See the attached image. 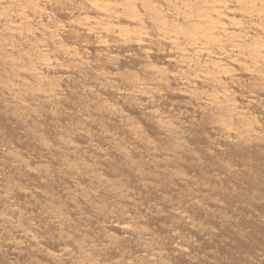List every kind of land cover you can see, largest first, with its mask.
<instances>
[{
	"label": "rangeland",
	"instance_id": "rangeland-1",
	"mask_svg": "<svg viewBox=\"0 0 264 264\" xmlns=\"http://www.w3.org/2000/svg\"><path fill=\"white\" fill-rule=\"evenodd\" d=\"M134 62L71 74L54 105L0 89V264H147L149 250L154 264H264V140L224 142L214 115L174 109L182 98L163 90L155 109L174 118L177 145L116 94L124 77H144ZM243 110L264 133V96ZM125 220L135 235L117 229Z\"/></svg>",
	"mask_w": 264,
	"mask_h": 264
},
{
	"label": "bare ground",
	"instance_id": "bare-ground-1",
	"mask_svg": "<svg viewBox=\"0 0 264 264\" xmlns=\"http://www.w3.org/2000/svg\"><path fill=\"white\" fill-rule=\"evenodd\" d=\"M56 10L65 11L66 22L54 18ZM66 35L81 52L63 43ZM0 55L14 75L0 89L18 105L27 96L53 104L71 74L94 72L102 61L114 68L133 60L145 78L129 74L123 78L126 88L116 94L138 100L136 109L146 112L168 139L176 140L174 118L161 117L155 109L163 90L182 98L169 103L174 109L214 115L208 124L224 142L264 140L260 126L243 110L264 96V0H0ZM104 80L97 74L94 85ZM85 90L94 93L91 87ZM125 222L117 229L133 235ZM26 229L13 228L30 240ZM177 239L173 234L176 250L182 251ZM67 249L61 247L59 254ZM149 251L146 263L154 264Z\"/></svg>",
	"mask_w": 264,
	"mask_h": 264
}]
</instances>
